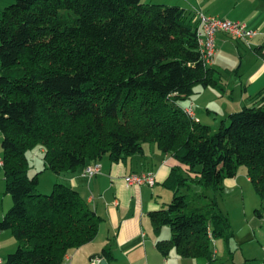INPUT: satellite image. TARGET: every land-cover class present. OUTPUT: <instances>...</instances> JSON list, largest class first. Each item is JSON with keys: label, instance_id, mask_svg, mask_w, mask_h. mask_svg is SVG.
Instances as JSON below:
<instances>
[{"label": "trees", "instance_id": "1", "mask_svg": "<svg viewBox=\"0 0 264 264\" xmlns=\"http://www.w3.org/2000/svg\"><path fill=\"white\" fill-rule=\"evenodd\" d=\"M197 25L178 6L145 0H17L0 19V133L6 193L0 220L17 250L0 264H63L98 236L100 217L81 194L57 182L39 193L28 153L45 151V171L68 175L105 158L119 162L156 143L185 169L172 171L167 207L149 214L164 257L215 262L230 252V220L220 208L225 182L245 167L264 211V98L231 113L217 131L180 104L216 87L203 64ZM264 57V48L261 49ZM192 185L201 189L190 200ZM257 210L256 216L262 217ZM110 260L104 250L102 258Z\"/></svg>", "mask_w": 264, "mask_h": 264}, {"label": "crops", "instance_id": "2", "mask_svg": "<svg viewBox=\"0 0 264 264\" xmlns=\"http://www.w3.org/2000/svg\"><path fill=\"white\" fill-rule=\"evenodd\" d=\"M16 1L0 0V16L3 9L5 10ZM145 2L178 6L190 15L194 25L198 24V13H203L211 17L245 23L258 31L259 35L252 39L249 45L224 33L217 34V55L212 68L217 71L219 79V84L215 88H220L225 95L226 89L223 87L221 74L223 71L231 72L229 66L232 61L223 57H227L228 52H231L239 63L235 68L237 62H234V76L237 79L234 82L236 84L234 86V107L227 108V117H223L222 121L227 119L231 113L263 103L261 100L264 98V57L261 49L264 48V0H147ZM231 41L234 42V45ZM237 85H239L238 88L241 87V92L238 95L235 94ZM210 88L205 89V93H207V97L213 95L215 98V95L209 92ZM214 98L210 101L204 100L201 102L204 104H200L202 107L205 106L207 114L215 113L208 108L216 101ZM186 101L185 108L193 104L191 101L189 102V99ZM195 108L194 106V110ZM195 115L196 120L203 124L207 123L206 125L209 124V116L199 117L197 113ZM218 118L219 112H216V117L213 119L215 124L218 123ZM41 152L45 155L44 149H41ZM100 163L102 164V173L91 179L83 177V168L72 174L56 176V178L52 176V184L54 181L55 184L62 182L77 190L103 219L97 238L92 243L71 251L63 264H93L94 259L102 257L104 250H108L112 257L110 260L103 257L107 264H214V262L210 263L201 259L182 258L175 250H172L169 256L164 257L156 246L159 240H167L166 238L172 234L166 227L162 229L160 235L157 234L149 214L165 208L171 203L174 192L166 187L168 178L174 169H185L172 154H164L156 143H147L140 154L127 157L119 162H112L105 158ZM43 164L45 168L44 158ZM146 173H153L156 176L154 186L142 185L138 187L125 183V178L129 176ZM244 178H246L247 184H251L245 169L234 179L227 180L224 184L225 189L234 188V193L239 191ZM260 202L263 209V202ZM253 208H255L253 205L243 208L246 217ZM256 211L254 216L260 220L261 225L264 223V211L261 210L262 217H257ZM0 214L1 217L5 216V208L2 207ZM242 232H246L250 239L241 241L234 235V249L242 251L243 263L263 264L264 245L260 242L256 229L252 230L247 227L242 229ZM252 245L255 249L253 255L247 253L244 255L246 248ZM17 246L18 241L12 232L2 233L0 236V263L4 262ZM217 255L218 253L215 251V261ZM236 256L237 253L234 251V260Z\"/></svg>", "mask_w": 264, "mask_h": 264}, {"label": "rangeland", "instance_id": "3", "mask_svg": "<svg viewBox=\"0 0 264 264\" xmlns=\"http://www.w3.org/2000/svg\"><path fill=\"white\" fill-rule=\"evenodd\" d=\"M147 1V0H145ZM12 5V4H10ZM171 6V5H170ZM4 11V9L1 11V13ZM1 19V16H0ZM232 44L234 45V42L231 41ZM224 59H227L229 61H232L230 64V69L231 72H226L223 71L221 74V79L224 83V89H226V94L224 95L223 92L220 90V88H215L211 87L209 92H212L215 95V98L213 95H209L207 97V93H205V89L202 88L201 86H197L194 91V95L190 97L189 102L191 101L195 108V113L199 117H204V116H209L210 121L208 122L209 126L213 128L214 131H217L219 128V124L222 121L223 117H227L226 110L228 107H234V84L236 79V76H234V62H237L236 67L238 66V61L234 56H232L231 52H228L227 57H223ZM239 85H237L236 88V93L240 94L241 92V87L238 88ZM216 99L214 104L212 106H209L208 108L215 112L214 114H207L206 108L202 107L200 104L204 100L210 101V99ZM186 102L181 101L180 104L182 106H186ZM216 112H219V118H218V123L215 124V119L216 117ZM224 114V115H223ZM207 124V123H206ZM2 141H3V136L0 133V160H3V148H2ZM155 145V144H154ZM41 147L37 148L36 150H33L28 153L29 156V161H30V170L29 174L30 176H34L41 171H43L42 174L39 176V193L45 194V195H50L52 193L53 187L55 185V181L52 184V176L56 178V175L52 171L44 170V164H43V158L44 154L41 152ZM246 168L241 167L239 170V173L242 174ZM242 186H240V190L234 193V188L227 189L225 192V197L223 199H220L219 205L220 208L222 209L223 213L227 215V217L230 220L231 224V230L233 232V237L231 239V244H230V253L227 252L226 245L223 241H216L214 243V249L218 253L216 257V261L214 264H244L243 260L241 259L242 251L240 249H234V235L240 239L241 241H249L250 236L246 232H242L241 230L244 228H252V230L256 229L257 234L260 237V242L264 245V223L260 225V220H258L254 214L256 210H262V205H261V198L256 194L254 187L252 184H247L246 183V178L241 181ZM52 185V186H50ZM201 189L196 186L192 185V192H191V197L190 200H193L195 195L197 193H200ZM253 205V208L249 214H247V217L244 214L243 208L245 207H251ZM257 205V206H256ZM2 207L5 208L6 213L10 210L12 207V198L10 195L6 193V182H5V172L3 166L0 164V211L2 210ZM1 215V214H0ZM6 215V214H5ZM5 216L1 217L0 220H3ZM170 233L171 230L169 227H166ZM262 228V229H261ZM11 232V231H9ZM240 233V235H239ZM169 238L166 239H170ZM257 248H258V242L256 243ZM18 247V246H17ZM17 250V248L12 252L14 253ZM234 251L237 253V256L235 257L234 260ZM255 252L254 245L251 247H247L245 254H252ZM233 257V258H232Z\"/></svg>", "mask_w": 264, "mask_h": 264}, {"label": "built area", "instance_id": "4", "mask_svg": "<svg viewBox=\"0 0 264 264\" xmlns=\"http://www.w3.org/2000/svg\"><path fill=\"white\" fill-rule=\"evenodd\" d=\"M219 33H224L246 45H249L250 41L259 35L258 31L249 27L245 23L233 22L198 13V24L196 29L197 42L203 64L206 67H212L216 59V36ZM185 111L192 119L196 120L193 104L188 106ZM0 164L3 165L1 160ZM101 173L102 164L100 162H95L86 166L82 175L85 178L91 179ZM125 183L129 186L138 187L142 185L154 186L156 184V176L153 173L132 175L125 178ZM99 262L100 261L96 259L93 261V264H99Z\"/></svg>", "mask_w": 264, "mask_h": 264}, {"label": "water", "instance_id": "5", "mask_svg": "<svg viewBox=\"0 0 264 264\" xmlns=\"http://www.w3.org/2000/svg\"><path fill=\"white\" fill-rule=\"evenodd\" d=\"M96 259H98L100 261L99 264H107V261L105 259H103L102 257L96 258ZM96 259H94V260H96Z\"/></svg>", "mask_w": 264, "mask_h": 264}]
</instances>
